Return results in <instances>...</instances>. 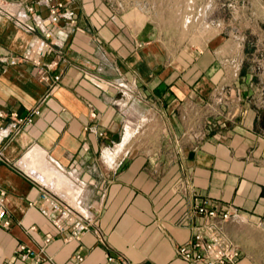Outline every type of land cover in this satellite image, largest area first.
<instances>
[{"label":"crops","instance_id":"obj_1","mask_svg":"<svg viewBox=\"0 0 264 264\" xmlns=\"http://www.w3.org/2000/svg\"><path fill=\"white\" fill-rule=\"evenodd\" d=\"M1 5L0 122L16 114L29 123L0 143V186L13 222L0 225V264L23 244L41 255L38 264H105L109 255L131 264H205L177 252L204 223L195 206L207 199L237 209L224 227L240 246L237 264H263L236 231L242 218L264 220L261 25L256 48L215 36L172 55L152 23L120 15L107 0H70L75 23L56 25L44 5ZM258 6L264 25V0ZM17 18L51 31L38 67L10 64L47 39ZM54 60L48 73L61 80L50 90L41 75ZM42 186L70 205H97L102 236L90 229L80 242H64L38 207Z\"/></svg>","mask_w":264,"mask_h":264},{"label":"built area","instance_id":"obj_2","mask_svg":"<svg viewBox=\"0 0 264 264\" xmlns=\"http://www.w3.org/2000/svg\"><path fill=\"white\" fill-rule=\"evenodd\" d=\"M29 1L48 8V21L52 25L58 24L61 19H66L72 24L75 23L74 10L67 6L70 0ZM4 2L6 0H0V11L2 10L1 4ZM29 10L34 11V7H30ZM17 22L29 33L36 29H41L44 31L47 39L30 43L27 51L20 57H17V59H11L10 64L32 62L38 67L41 65L38 56L50 47L48 39L52 37L51 31L44 28L41 21L33 25L28 22H22V20L17 18ZM57 66L56 60L50 62L47 70L41 75L43 81L48 82L50 90L57 88L61 80L59 74L51 77L48 73L49 70ZM10 117L9 123L2 124L0 122V143H3L5 139L10 138L12 134L29 123L28 118L18 117L16 114H11ZM3 118L4 114L0 111V120ZM39 192L38 207H40L41 214L52 220L56 231L63 235L64 242H80L85 232L90 229H95L96 233L102 236L95 218L98 212L97 205L88 204L81 199H78L74 205H70L59 199L46 186H42ZM7 194L6 190L0 186V225L4 228H8L13 224L8 208H6ZM195 212L203 217L205 221L196 227L194 237L180 246L177 252L178 257L191 263L237 264L241 256L240 246L228 236L226 229H224L225 225L237 216V209L233 206L215 203L207 199L195 206ZM34 229L35 227L30 228V230ZM50 241L51 239L47 238L45 243L47 244ZM83 258L82 255L75 256L77 262L82 261ZM17 259H28L33 264H38L42 261L41 255L25 244L19 245L14 255L4 264H11ZM105 261V264H131L122 255H109Z\"/></svg>","mask_w":264,"mask_h":264},{"label":"rangeland","instance_id":"obj_3","mask_svg":"<svg viewBox=\"0 0 264 264\" xmlns=\"http://www.w3.org/2000/svg\"><path fill=\"white\" fill-rule=\"evenodd\" d=\"M120 15L152 23L154 39L163 41L171 54L202 47L215 36L232 37L240 47L256 48L264 25L258 20L260 0H107ZM261 25V28H259ZM230 97V95H229ZM238 242L264 264V220L236 222Z\"/></svg>","mask_w":264,"mask_h":264},{"label":"bare ground","instance_id":"obj_4","mask_svg":"<svg viewBox=\"0 0 264 264\" xmlns=\"http://www.w3.org/2000/svg\"><path fill=\"white\" fill-rule=\"evenodd\" d=\"M130 117H132V116H130ZM129 125H130V124H129ZM128 134H130V133H128ZM55 175H56V177H57V178H60V175H59V173H58V172H57V173H55ZM64 180H65V179H64ZM60 181H61V180H58V183H59V184H60ZM66 182H68V181H67V180H65V182H64V183L66 184ZM64 183H63V184H64Z\"/></svg>","mask_w":264,"mask_h":264}]
</instances>
